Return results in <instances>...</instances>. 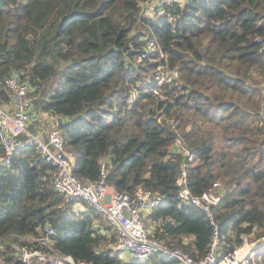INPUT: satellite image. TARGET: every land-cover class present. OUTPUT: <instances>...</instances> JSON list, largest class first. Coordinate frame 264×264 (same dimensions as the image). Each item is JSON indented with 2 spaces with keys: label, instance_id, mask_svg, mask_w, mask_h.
<instances>
[{
  "label": "trees",
  "instance_id": "16d2710c",
  "mask_svg": "<svg viewBox=\"0 0 264 264\" xmlns=\"http://www.w3.org/2000/svg\"><path fill=\"white\" fill-rule=\"evenodd\" d=\"M143 2L0 0V102L10 100L8 73L28 81L39 96L35 105L75 154V173L96 180L105 160L115 188L133 193L142 185L164 195L146 218L152 233L199 259L213 226L203 208L179 198L184 157L172 143L182 136L193 154L192 193L224 184L222 201L211 208L223 252L245 235L263 239L264 82L254 72L264 76V0H173L155 17L143 15ZM146 36L160 49L143 56ZM159 64L170 71L161 85ZM53 168L25 145L0 170L3 264H21L16 235L39 236L48 225L55 247L85 264H179L168 257L123 262L109 246L117 233L105 221L104 233L94 226L103 216L84 198L54 190Z\"/></svg>",
  "mask_w": 264,
  "mask_h": 264
},
{
  "label": "built area",
  "instance_id": "2783aa9c",
  "mask_svg": "<svg viewBox=\"0 0 264 264\" xmlns=\"http://www.w3.org/2000/svg\"><path fill=\"white\" fill-rule=\"evenodd\" d=\"M173 0H144L142 13L148 17H155L164 11L165 4ZM145 52L143 56L160 49L156 39L144 37ZM264 50V38L263 47ZM162 56L164 54L162 53ZM162 65L159 64L155 78L158 84L167 82L163 76ZM166 66V65H165ZM4 85L10 94V100L0 102V170L7 167L19 146H35L41 156L50 162L54 168L51 183L54 190L67 199L84 198L87 204L100 213L112 230L117 233V240L109 246L119 252L123 262L141 261L154 263L160 257L175 259L179 264H264L258 253L257 242L252 241L251 235L243 236V243L234 250L223 252L224 235L219 223L215 220L211 210L212 205L219 204L225 194L222 181L204 191L201 195H194L189 186V162L193 154L184 140L178 135L173 143L174 151L181 153L184 164L177 179L178 195L181 202L194 203L203 208L213 226V235L208 253L202 258H195L183 248L168 246L164 240L157 238L146 224V218L152 209L164 201V195L150 189L138 186L133 193L121 191L111 185L107 178L109 165L102 161L100 176L96 180L85 179L75 173L76 156L64 145L62 134L57 127L49 129L47 135L44 129L34 131L31 127L37 112L35 101L38 94L28 81L21 79L18 74L8 73ZM155 87L154 92L159 93ZM138 91H133L129 102L137 98ZM163 97V94H160ZM25 136L26 138H22ZM100 218L95 217L93 224L104 233ZM55 230L46 226L39 236L24 237L16 235V253L21 264H85L69 254H64L55 247ZM250 238L252 239L250 241ZM21 241L35 243L23 244ZM250 242V243H249ZM1 249V245H0ZM160 255V257H158ZM0 264H3L0 258Z\"/></svg>",
  "mask_w": 264,
  "mask_h": 264
},
{
  "label": "rangeland",
  "instance_id": "374dc122",
  "mask_svg": "<svg viewBox=\"0 0 264 264\" xmlns=\"http://www.w3.org/2000/svg\"><path fill=\"white\" fill-rule=\"evenodd\" d=\"M162 69H163V76L164 77H166L167 79L169 78V75H170V71H169V68L167 67V66H165V65H162ZM254 74H255V76H256V78L258 79V80H260L261 82H264V76H262L260 73H259V71H256V72H254ZM35 109H36V112H37V117H36V119H34V121H33V124H32V126H33V130L34 131H38V130H41V129H44V134L45 135H47V133L49 132V129L50 128H53V127H56V123L54 122V119L50 116V114L49 113H47V112H44V111H42V110H40V108L38 107V106H36L35 105ZM76 208H78V209H83V210H85L86 209V206H84V205H82V204H77L76 205ZM104 218L102 217V218H100V222L102 223V222H104L105 220H103ZM106 222V221H105ZM104 224V223H103ZM146 224H147V227L149 228V229H151L153 226V224H151L149 221H147L146 222ZM251 238H250V241L252 240V241H254V242H256V241H258V240H256V239H254L256 236L255 235H251L250 236ZM256 240V241H255ZM261 240H264V238L263 239H261ZM250 243V242H249ZM257 243H259V242H257ZM264 247V246H263ZM262 247V248H263ZM257 250H258V253H260V246H259V249L257 248ZM261 254V253H260ZM261 256H262V261L264 262V254L262 253L261 254ZM158 257H160V255H158Z\"/></svg>",
  "mask_w": 264,
  "mask_h": 264
},
{
  "label": "water",
  "instance_id": "95a60500",
  "mask_svg": "<svg viewBox=\"0 0 264 264\" xmlns=\"http://www.w3.org/2000/svg\"><path fill=\"white\" fill-rule=\"evenodd\" d=\"M262 243H264V240H261V241L257 244V247H259Z\"/></svg>",
  "mask_w": 264,
  "mask_h": 264
},
{
  "label": "crops",
  "instance_id": "0c3cea01",
  "mask_svg": "<svg viewBox=\"0 0 264 264\" xmlns=\"http://www.w3.org/2000/svg\"><path fill=\"white\" fill-rule=\"evenodd\" d=\"M104 226V225H103ZM104 228V227H103Z\"/></svg>",
  "mask_w": 264,
  "mask_h": 264
}]
</instances>
